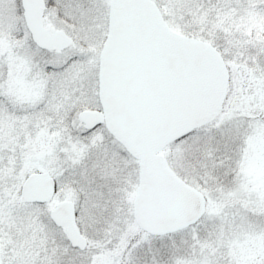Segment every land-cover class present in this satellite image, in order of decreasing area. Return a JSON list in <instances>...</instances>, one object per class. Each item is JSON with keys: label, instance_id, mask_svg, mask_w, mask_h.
I'll use <instances>...</instances> for the list:
<instances>
[{"label": "snow or ice", "instance_id": "snow-or-ice-1", "mask_svg": "<svg viewBox=\"0 0 264 264\" xmlns=\"http://www.w3.org/2000/svg\"><path fill=\"white\" fill-rule=\"evenodd\" d=\"M0 264H264V0H0Z\"/></svg>", "mask_w": 264, "mask_h": 264}]
</instances>
